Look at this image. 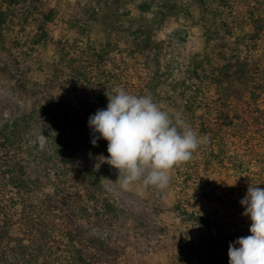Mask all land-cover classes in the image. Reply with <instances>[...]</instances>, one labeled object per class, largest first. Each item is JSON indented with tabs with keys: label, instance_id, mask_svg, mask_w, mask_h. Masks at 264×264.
Returning <instances> with one entry per match:
<instances>
[{
	"label": "trees",
	"instance_id": "16d2710c",
	"mask_svg": "<svg viewBox=\"0 0 264 264\" xmlns=\"http://www.w3.org/2000/svg\"><path fill=\"white\" fill-rule=\"evenodd\" d=\"M101 2L96 11L77 12L54 54L35 61L33 44L20 33L35 27L47 47L53 16L43 17L42 0H0V79L14 96L32 101L29 112H14L0 96V264L118 262L127 213L105 187L118 171L100 162L108 142L94 146L99 134L88 125L115 86L151 93L210 137L173 168L169 185L180 220L206 238L175 242L170 259L229 264V244L251 234L240 201L250 183L264 188V0H129L139 13L125 14L134 21L129 36L153 54L144 77L131 57L118 58L117 42L97 36L94 24L106 19ZM196 4L204 12L198 23L204 47L165 63L156 33L164 20L192 18ZM38 63L47 75L42 82L31 75Z\"/></svg>",
	"mask_w": 264,
	"mask_h": 264
},
{
	"label": "rangeland",
	"instance_id": "374dc122",
	"mask_svg": "<svg viewBox=\"0 0 264 264\" xmlns=\"http://www.w3.org/2000/svg\"><path fill=\"white\" fill-rule=\"evenodd\" d=\"M101 1L106 2V5L104 4L106 19L104 22L102 20L94 24L97 36L101 39L108 36L117 42L121 49V55H118V58L122 61L124 58L131 57L130 64L134 66V70L137 69V76L142 73L141 77H144L142 67L148 60L153 59V54L149 53L141 42L129 36L128 29L134 28V21L128 20L125 14L127 10H130L134 17L139 14L135 5L129 4V0H42L40 9L43 17L53 16L46 26L49 34L47 47L44 46V42L38 41L39 38H35L40 34L35 27H28L26 31L20 33L24 40L33 44L36 50L33 57L35 61L48 60L56 51L57 41L71 28L75 14L82 10L85 13L90 7L95 11L100 7L103 8ZM203 13V9L196 4V6L193 5L192 18L164 20L163 28L156 33V39L165 48L163 56L165 63L183 62V58H188L195 48L204 47L202 30L198 25ZM78 17L84 19L85 15ZM159 19L157 17L156 20ZM120 64L123 66V62L118 63ZM32 67L31 75L42 82L47 75L38 71L41 64L38 63ZM0 96L12 103V107L7 110L27 113L31 109L32 101L21 100L14 96L2 79H0ZM170 176L171 179L175 178V170H171ZM105 187L108 192L117 197L127 213L125 220L120 223L119 241L122 243V254L115 264H173L170 259L172 244L187 238L195 240L206 238L205 232L191 230L183 220H180L178 213L174 210L176 195L171 186L165 190H157L153 187L145 188L137 183L129 190H122L118 183L106 182ZM161 237L163 241L159 243Z\"/></svg>",
	"mask_w": 264,
	"mask_h": 264
},
{
	"label": "clouds",
	"instance_id": "9594fccd",
	"mask_svg": "<svg viewBox=\"0 0 264 264\" xmlns=\"http://www.w3.org/2000/svg\"><path fill=\"white\" fill-rule=\"evenodd\" d=\"M106 96V109H98L88 120L92 132L99 134L91 143L95 146L101 138L108 142L109 155L99 159L118 171L112 183L122 190L137 183L167 189L171 170L189 162L210 142L183 113L164 110L151 93L137 95L115 86ZM240 203L242 215L251 220V234L229 244V264H264V188L250 183Z\"/></svg>",
	"mask_w": 264,
	"mask_h": 264
}]
</instances>
